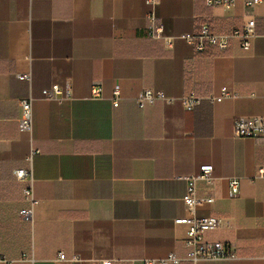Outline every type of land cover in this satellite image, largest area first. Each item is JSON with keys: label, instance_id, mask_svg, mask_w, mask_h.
<instances>
[{"label": "crops", "instance_id": "crops-1", "mask_svg": "<svg viewBox=\"0 0 264 264\" xmlns=\"http://www.w3.org/2000/svg\"><path fill=\"white\" fill-rule=\"evenodd\" d=\"M147 1L0 0V255L8 263L184 258L187 228L175 224L189 216L181 178L211 165L214 186L197 187L214 202L196 215L222 220L207 239L226 244L233 257L199 264H264V179L254 178L264 166V140L234 133L236 118H264V6L157 0L162 40L148 32ZM251 19L248 52L233 41L225 51L197 55L180 39L205 24L227 35ZM67 81L72 101L42 99L43 90ZM96 82L101 100L92 96ZM223 87L236 98L203 101L193 111L180 102L144 109L136 102L144 90L207 98ZM30 96L29 136L18 120L19 102ZM30 168L37 204L25 219L29 181L14 173ZM230 178L241 179L236 199L229 198Z\"/></svg>", "mask_w": 264, "mask_h": 264}, {"label": "built area", "instance_id": "built-area-1", "mask_svg": "<svg viewBox=\"0 0 264 264\" xmlns=\"http://www.w3.org/2000/svg\"><path fill=\"white\" fill-rule=\"evenodd\" d=\"M238 0H206V5L210 8L224 7L229 8L235 4ZM147 5L151 7V11L147 16L148 20V32L153 39L164 40V28L157 21V15L155 8L158 5L157 0H148ZM247 8H253L255 6H264V0H245ZM255 20H249L242 30H234L227 35H219L215 33L211 26L208 24L199 27L196 32L182 36L180 39L190 43L194 47V52L197 55L205 54L210 49H218L225 51L229 48L233 41H240L241 48L248 52L251 49L252 39L255 37ZM23 79L30 80V76H23ZM42 99L46 101L54 102H66L73 100L72 85L70 81H67L64 86L53 85L52 87L42 91ZM114 95V107L119 106L120 91L116 89ZM92 96L95 100H101L103 98V88L99 83H94L92 88ZM236 95L231 92L227 87H223L219 95H210L207 98L197 97L195 94L184 96L180 99L167 97L161 92L154 90H144L137 98L136 102L139 108L144 109L147 106H153L158 102L166 105H172L176 102H180L186 111H193L201 102L207 101L211 104L221 103L225 100L234 99ZM34 98L31 96L27 99L19 102L21 114L18 120L19 132L21 134L31 135L33 131V105ZM234 133L238 138L264 140V118H246L239 117L234 121ZM37 154L35 152L29 158V162H32L33 156ZM213 166H202L197 174L182 177L181 179L187 182V191L183 198L185 207L189 213L186 218L178 219L175 224L186 226L187 234L184 241V247L187 254L184 258H179L175 254H169L165 258L161 259H146L144 264H199L201 262H208L212 260H225L232 258L233 255L228 250L226 244L217 241H210L207 239L209 233L217 231L222 223V220L216 217L198 218L196 212L198 208L205 204H211L214 202L213 198H200L198 196V184L205 183L209 187L214 186L213 178ZM17 181H29V187L24 190L25 201L28 204V208L21 211V215L25 219H31L34 213V207L37 201L33 194L32 183L33 174L30 169L17 170L14 173ZM255 179H264V166L257 169ZM229 184V198L236 199L241 191V179L230 178ZM61 261H66L65 256L60 255ZM77 257L72 261H76ZM0 261L6 264L8 261L0 255ZM113 261H104L102 264H113Z\"/></svg>", "mask_w": 264, "mask_h": 264}]
</instances>
